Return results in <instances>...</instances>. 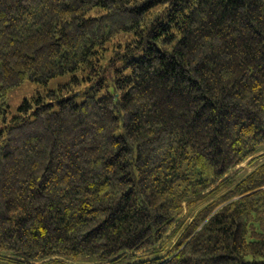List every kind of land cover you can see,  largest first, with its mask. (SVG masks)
Returning <instances> with one entry per match:
<instances>
[{
    "label": "trees",
    "instance_id": "obj_1",
    "mask_svg": "<svg viewBox=\"0 0 264 264\" xmlns=\"http://www.w3.org/2000/svg\"><path fill=\"white\" fill-rule=\"evenodd\" d=\"M89 260L264 264V0H0V264Z\"/></svg>",
    "mask_w": 264,
    "mask_h": 264
},
{
    "label": "rangeland",
    "instance_id": "obj_2",
    "mask_svg": "<svg viewBox=\"0 0 264 264\" xmlns=\"http://www.w3.org/2000/svg\"><path fill=\"white\" fill-rule=\"evenodd\" d=\"M64 78L65 77L57 79L56 81L53 82V85H56L59 82H62L63 80H66ZM35 88H36V86L33 85L32 83H26L21 88L12 89L10 92V95H9V104L11 106V110L16 111L18 106L23 101V99L26 97H30L33 94ZM76 94L78 95L79 93L77 92ZM247 162L248 161L244 162L241 165V167H244V168L248 167ZM253 169H254V167H249L248 171H251ZM185 214H186V212L183 215H185ZM75 264H98V263L95 261L89 260V261L76 262Z\"/></svg>",
    "mask_w": 264,
    "mask_h": 264
},
{
    "label": "crops",
    "instance_id": "obj_3",
    "mask_svg": "<svg viewBox=\"0 0 264 264\" xmlns=\"http://www.w3.org/2000/svg\"><path fill=\"white\" fill-rule=\"evenodd\" d=\"M260 153H262V152H260ZM252 158H253V157H252ZM252 158H250V159L248 160V162H249ZM248 162H247V166H248V167H245V169H247V170H248V168L250 167V165L248 164Z\"/></svg>",
    "mask_w": 264,
    "mask_h": 264
}]
</instances>
